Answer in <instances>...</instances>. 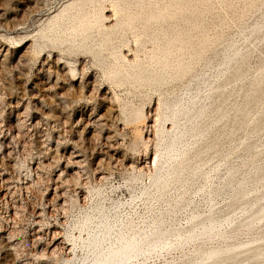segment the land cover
I'll list each match as a JSON object with an SVG mask.
<instances>
[{"label": "rangeland", "instance_id": "obj_1", "mask_svg": "<svg viewBox=\"0 0 264 264\" xmlns=\"http://www.w3.org/2000/svg\"><path fill=\"white\" fill-rule=\"evenodd\" d=\"M136 2L0 0V264H89L87 235L105 226L110 237L134 227L144 231L158 217L179 228L192 214L210 212L222 230L119 264H193L197 249L264 235V220H254L248 230L227 229L242 216L243 201L230 202L232 187L255 166L264 168V135L250 130L264 109V94L251 108L248 97L241 100L249 119L232 136L216 125L221 141L217 151L202 154L200 174L161 189L169 169L162 164L157 170L166 157L159 128L171 126L163 119L168 103L208 108L214 98L209 94L221 83V62L236 49L253 45L228 86H244L261 63L264 69V29L251 32L253 23L264 21V0ZM77 4L97 11L99 21L88 37L69 42L70 20L59 26L54 16ZM149 10L163 16L147 24L133 19ZM152 73L161 78H148ZM231 94L214 98L227 114L240 99ZM185 119L179 115L176 122ZM253 139L257 154L240 164L243 144ZM205 140L185 135L177 146ZM228 161L238 164L231 183ZM243 189L246 199L264 193V179ZM258 203L264 205V197Z\"/></svg>", "mask_w": 264, "mask_h": 264}, {"label": "bare ground", "instance_id": "obj_2", "mask_svg": "<svg viewBox=\"0 0 264 264\" xmlns=\"http://www.w3.org/2000/svg\"><path fill=\"white\" fill-rule=\"evenodd\" d=\"M84 1L92 3L96 0ZM178 3L179 2L177 1L176 4ZM136 4H138V0ZM89 12L84 9L83 4H77L66 11L61 10L54 16L55 22L53 23L61 25L65 21V19L70 20L71 27L66 39H68L69 42L70 40H75L76 37H81L82 39H84L89 36L91 28L94 27L93 25H97L99 21V15L97 11L93 10V13L91 12L92 14H90ZM162 16L158 15L155 10H149L142 16L141 12H137L133 19L143 20L144 23L147 24L150 20L157 21ZM119 21L121 20L116 19L115 24L118 25ZM263 29L264 21L255 22L251 26V32L253 34L259 31L261 32ZM104 39H106L107 41L109 40L106 37L103 38V40ZM252 46L250 45L243 50L236 49L229 57H226L222 60V69L218 71L219 76L221 77V83L217 84L214 87L212 93L209 94L210 97H218L219 99L217 100L219 101H223V99L226 100V98L224 97L228 96L231 93L239 96L240 99H236L231 103V107H233L234 109V111H232L233 113L228 112L229 114H227L225 108L215 105L214 102L216 101H214V98L212 99L211 104L208 108L195 106L193 105V103L186 106H182L183 104L176 106L177 104H172V102L167 104V113L163 116V119L164 117L170 119L171 126L167 128L160 127V130L158 129L159 131H161V136L164 138V153L166 154V157L161 161L159 167H157V170L162 166V164H167V168L169 170L168 179L162 181V183H159V188H165L169 183L173 182L180 183V185L183 186V183L187 177L189 178V176L193 177L194 175L196 176V174H200V170L203 165L202 161H204L202 154L209 150L213 152L217 151V146L221 141L220 135L216 131V125L219 123L224 125L227 129V133L232 136L234 130L239 128V124L247 121L246 119L248 118H246V116L248 115L247 110L240 105L241 100L244 101V98L248 97L247 101L251 104L250 108L252 107V103L258 102L259 99L261 100L262 94H264V69L261 68L262 63L260 64V70L258 74L253 75L252 78L247 82V84L245 83L246 85H240L236 88L230 87L228 86L229 84L226 83L229 81V79L238 76L239 73L242 72V64L246 60L250 47ZM163 64L165 67L168 65L165 54L163 56ZM54 66L57 70H64V65L57 63V61H55ZM179 70L180 66L176 71L178 72ZM116 73L120 72L117 71ZM136 76L137 78L142 79L144 77V74L142 72H138ZM147 77L153 80H158L159 78H161L154 73L148 75ZM225 87L229 88V91L226 95H224L226 93H224ZM179 115L186 116L185 121L181 125L177 124L178 121L176 122V119ZM160 119H162V116L160 117ZM94 121L99 123L98 118L94 119ZM250 130H255V132L258 133V135L256 133L255 136H259V134L264 135V109L259 113L255 120V124L251 127ZM195 134H198L199 137H201L202 135L205 136V142L197 145L191 144V146L184 145L181 148L177 146V143L185 135ZM255 139L243 144L241 150L242 159L240 161V164L251 161L257 154V139ZM187 154H189V156ZM172 158L174 159V161H176H171ZM237 167L238 164H234L231 161H228L227 183H231ZM183 171H187L186 177L182 176ZM263 175L264 168L255 166L254 168H252V170L247 171L245 176L232 187L230 202L234 203L236 200H242L243 205H241L242 216H240V218L236 221L228 222L227 229L229 231L239 232L242 230H248L254 220H264V205H260L258 203L259 199L261 197H264V193L252 197L250 196V198L246 199V191L243 189L244 184H256L262 181L264 179L262 177ZM108 227H110L109 224ZM147 228H145L146 230L142 231V229L140 230L134 227L135 230L132 232L129 231L130 233L128 231H126L125 233H121L119 232L120 229L118 228V232L121 234H117L116 236H114L115 234H112L113 237H110L111 233H109V229L107 228V226L101 228V230L97 231L96 233L92 231L94 234L87 235L89 237L86 242L87 248L84 247L88 249V254H90L91 257L89 264H119L122 261H128L138 254L155 250L157 247H169L172 243H180L189 239L192 240L194 237L202 235H215L217 233H220V231L222 230L220 222L210 212L208 215L202 218H198L197 214H192L189 217L186 227L170 228L163 224L161 217H158L157 219L151 220ZM114 229L117 230L116 228ZM93 230L95 231V228ZM189 262H192L193 264H264V235L259 239V241L250 240L231 244H216L208 247L205 250L197 249L193 258Z\"/></svg>", "mask_w": 264, "mask_h": 264}]
</instances>
